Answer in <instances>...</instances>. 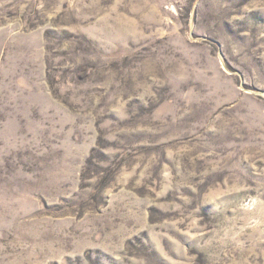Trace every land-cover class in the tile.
<instances>
[{
  "label": "rangeland",
  "instance_id": "1",
  "mask_svg": "<svg viewBox=\"0 0 264 264\" xmlns=\"http://www.w3.org/2000/svg\"><path fill=\"white\" fill-rule=\"evenodd\" d=\"M0 264H264V0H0Z\"/></svg>",
  "mask_w": 264,
  "mask_h": 264
}]
</instances>
